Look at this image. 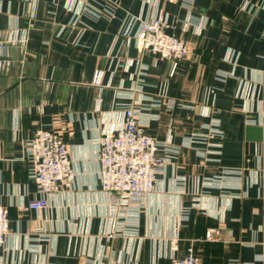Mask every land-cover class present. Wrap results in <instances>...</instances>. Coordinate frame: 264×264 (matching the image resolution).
<instances>
[{
	"label": "crops",
	"instance_id": "1",
	"mask_svg": "<svg viewBox=\"0 0 264 264\" xmlns=\"http://www.w3.org/2000/svg\"><path fill=\"white\" fill-rule=\"evenodd\" d=\"M107 1L115 19L66 0H0V36L26 41L0 73V203L10 213L0 264H167L175 245L179 258L194 247L202 264H264V0ZM160 13L192 49L174 76L172 62L137 49L140 20ZM164 97L173 110L153 106ZM130 106L178 153L138 209L135 235L108 241L117 221L95 152ZM39 130L65 136L75 177L35 212L23 145Z\"/></svg>",
	"mask_w": 264,
	"mask_h": 264
},
{
	"label": "built area",
	"instance_id": "2",
	"mask_svg": "<svg viewBox=\"0 0 264 264\" xmlns=\"http://www.w3.org/2000/svg\"><path fill=\"white\" fill-rule=\"evenodd\" d=\"M66 1L94 19H115L119 10L115 3L107 0ZM155 1L160 3L166 0ZM168 28L166 15H153L140 20L135 39L139 53H150L161 60L172 62L174 67L171 76H174L180 63L190 57L192 49L181 38L168 35ZM25 44L26 41L18 33H14L10 39L0 36V73H8L16 66V61L11 57V49ZM134 66V61H129L125 69L129 71ZM104 77L103 71H96L93 79V85L99 91L95 102L97 113H100L103 102ZM152 102L153 106H164L169 111L176 105L175 101L165 97L156 103ZM120 112L121 123L116 129L101 133L95 152L101 191L108 196L117 221L116 228L103 236L108 241L120 235L125 236L127 230L135 235L138 209L142 207L143 200L155 190L158 176L163 175L171 165L170 155L177 152L171 149L169 143H161L147 133V125L140 120V111L130 106ZM23 146L24 157L32 165V179L39 195L38 199L29 203L28 210L41 212L49 208L51 199H56L73 186L75 174L70 148L62 133L42 130L25 141ZM9 222V210L0 203V248L9 240ZM217 234L216 230H209L206 240H213ZM171 250L173 255L167 264H202L201 257L192 246L181 258L176 257L178 246H173Z\"/></svg>",
	"mask_w": 264,
	"mask_h": 264
},
{
	"label": "trees",
	"instance_id": "3",
	"mask_svg": "<svg viewBox=\"0 0 264 264\" xmlns=\"http://www.w3.org/2000/svg\"><path fill=\"white\" fill-rule=\"evenodd\" d=\"M196 251V250H195ZM197 254H198V252H197Z\"/></svg>",
	"mask_w": 264,
	"mask_h": 264
},
{
	"label": "water",
	"instance_id": "4",
	"mask_svg": "<svg viewBox=\"0 0 264 264\" xmlns=\"http://www.w3.org/2000/svg\"><path fill=\"white\" fill-rule=\"evenodd\" d=\"M169 35V33H167Z\"/></svg>",
	"mask_w": 264,
	"mask_h": 264
}]
</instances>
